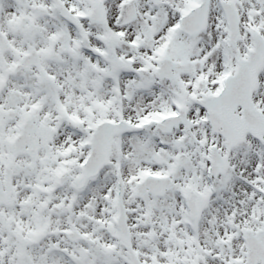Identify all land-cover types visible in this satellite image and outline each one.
Listing matches in <instances>:
<instances>
[{"label":"snow or ice","instance_id":"6c2138e0","mask_svg":"<svg viewBox=\"0 0 264 264\" xmlns=\"http://www.w3.org/2000/svg\"><path fill=\"white\" fill-rule=\"evenodd\" d=\"M0 264H264V0H0Z\"/></svg>","mask_w":264,"mask_h":264}]
</instances>
